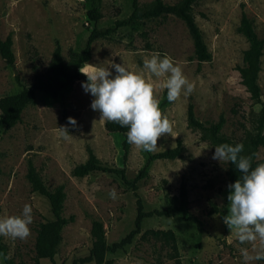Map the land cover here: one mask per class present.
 Instances as JSON below:
<instances>
[{"label": "rangeland", "instance_id": "374dc122", "mask_svg": "<svg viewBox=\"0 0 264 264\" xmlns=\"http://www.w3.org/2000/svg\"><path fill=\"white\" fill-rule=\"evenodd\" d=\"M150 1L138 0L141 5ZM88 7L86 0H0V38L11 34L15 55L14 64L0 57V97L20 89L16 76L20 84L32 81V62L39 71L45 70L56 40L65 60L69 59L70 49L79 51L84 46L89 33ZM100 10L102 17L97 27L103 29L115 19L129 15L130 0H100ZM242 10L252 20L257 34L264 37V0H198L193 5L194 19L211 52V60L199 65L184 23L173 15L122 27L111 38L92 42L91 58L82 69L88 64L107 67L114 62L141 72L144 59L159 52L161 57L171 56L188 80L196 84L190 96L170 103L167 90L161 92L158 88L163 78H152L157 84L159 106L174 124L173 136L165 134L159 138L157 151L174 146L178 138L183 151L180 158L153 160L137 181L136 192L145 210L171 212L181 204L179 188L183 181L187 193L181 207L194 215L200 225L184 220L180 211L170 217L144 218L140 233L130 244L106 254L113 264H243L240 248L251 250V245L239 244L222 219L227 214V195L231 191L226 179L227 164L212 158L215 147L202 139L199 130L190 128L186 119L190 102L202 121H216L222 114V132L230 137L238 138L248 126L245 115L251 100L236 69L247 47V41L236 30ZM109 70L116 75L110 65ZM258 81L264 100V50ZM81 82L86 80L75 81L58 99L37 92L35 103L23 109L18 122L9 128L0 125V218L19 215L26 203L33 209L27 240L12 241L0 236L5 254L10 256L6 261L0 259V264H34L37 224L51 217L46 199L31 189L26 178L28 160L49 189L64 185L62 214L74 216L62 230L54 262L42 258L40 264H71L73 259L87 254L93 219L102 221L108 244L118 241L133 227L136 197L118 175L96 171L76 177L71 173L75 165L85 161L88 148L103 163L124 166L129 180L138 174L146 159L145 151L130 144L122 164V136L105 129L100 112L90 106L94 97L84 91ZM253 108L257 110L259 105ZM70 116L76 121L75 127L68 123ZM61 126L68 129L67 139L59 134ZM256 158L264 163V147L258 148ZM112 189L117 193L115 200L109 197ZM212 206L215 212L210 211ZM147 229H172L178 255L174 256L169 240L142 236Z\"/></svg>", "mask_w": 264, "mask_h": 264}, {"label": "trees", "instance_id": "16d2710c", "mask_svg": "<svg viewBox=\"0 0 264 264\" xmlns=\"http://www.w3.org/2000/svg\"><path fill=\"white\" fill-rule=\"evenodd\" d=\"M86 1L89 5L86 11L89 33L84 46L79 51L70 49L69 59L65 60L62 55L61 46L56 40L44 71H39L37 64L32 62L33 79L31 82L20 84L18 77H15L20 85V89L15 93L0 97V125L4 128H9L20 120L23 109L35 103L37 92H41L52 99H58L72 87L75 81L80 79L87 80V77L81 73L80 68L91 58L92 42L100 38L109 39L122 27L134 26L147 20L173 15L184 23L191 38L194 58L197 60L198 65L211 60V52L208 50L202 32L193 16V5L198 0H177L174 3H166L163 0H151L149 3L143 5L139 4L138 0H130L131 11L129 15L125 18L115 19L103 29L97 27V22L102 17L100 0ZM236 30L247 41V47L242 53V62L236 66V69L239 73L240 82L248 92L249 99L251 100V106L245 115L248 126L243 128V132L238 138L230 137L222 132V127L225 123V118L222 114L218 116L216 121H202L196 117L193 105L190 102L187 105L186 119L187 125L192 129L199 130L202 139L207 140L214 147L222 143H228L233 146L236 143H243L244 151L242 155L252 157V166L254 168L260 163L256 158V152L259 147H264V100L262 99L261 87L258 81L261 70V56L264 50V37H260L257 34L252 20L243 10L241 11ZM0 57L8 64H14L15 62L11 34L0 38ZM256 104L259 105L257 110L253 108V105ZM104 127L108 132L118 133L122 136V164H124L130 145L126 137L128 129L126 127L121 128L116 123H105V121ZM182 151L183 144L179 138L176 139L172 147L154 153L145 151L146 159L143 167L132 180H129L126 177L124 166L107 165L90 148L87 149V158L84 162L73 167L71 171L72 175L82 177L96 171L118 175L132 189L136 197V214L132 229L118 241L110 244L105 240V228L102 221L93 219L90 228L91 242L87 254L73 259L71 264H113L112 260L106 259V254L122 250L130 244L134 236L140 233L141 222L144 218L154 215L170 217L174 214V211H180L184 220L200 225L199 220L194 215L187 214L181 207L187 193L183 181H181L179 188L181 204L180 206H176L171 212L167 209L145 210L143 202L136 192L137 181L146 174L147 168L153 160L180 158ZM240 176L241 173H239L235 165L228 162L226 166L228 184L233 183ZM26 178L31 185V189L46 199L51 213L49 219L40 221L37 224L34 241V264H40L42 258L48 259L53 263L54 256L62 239V230L66 224L73 221L74 216L69 215L65 217L62 214L65 200L64 185L59 184L53 189H49L44 184L31 160L27 162ZM210 211L215 212V208L212 206ZM147 235L163 238L166 241L169 240L174 256L178 255L177 243L172 229H147L142 233V236ZM0 252H6V247L2 243L1 238ZM18 264L25 263L19 262Z\"/></svg>", "mask_w": 264, "mask_h": 264}, {"label": "clouds", "instance_id": "9594fccd", "mask_svg": "<svg viewBox=\"0 0 264 264\" xmlns=\"http://www.w3.org/2000/svg\"><path fill=\"white\" fill-rule=\"evenodd\" d=\"M115 69L113 76L109 70ZM107 67L88 64L80 68L87 77L81 86L94 99L91 108L100 112V119L105 123H116L121 128H127V142L137 149L154 153L157 151L158 139L174 131V124L165 116L160 108V99L156 96L157 84L152 78L160 80L158 88L166 91L168 102H175L181 97L187 98L196 90L195 82H190L182 67L167 54L161 57L154 52L150 58L143 61V70L133 72L123 63L110 62ZM147 77V78H146ZM68 123L76 126L73 117H68ZM61 137L67 139L69 132L66 126L59 127ZM243 143L234 146L222 143L215 147L213 159L227 164L231 162L241 173L228 187V210L223 216V222L241 245H251V250L240 248L243 264L264 261V163L252 166V157L242 155ZM109 197L117 198L115 189L109 192ZM33 222V209L30 204L23 206L19 215H9L0 218V236L9 240L24 241L31 235L30 225ZM0 259L6 261L10 256L0 252Z\"/></svg>", "mask_w": 264, "mask_h": 264}]
</instances>
